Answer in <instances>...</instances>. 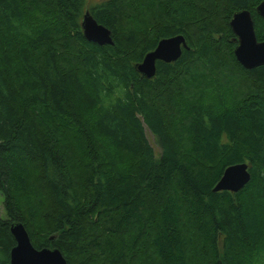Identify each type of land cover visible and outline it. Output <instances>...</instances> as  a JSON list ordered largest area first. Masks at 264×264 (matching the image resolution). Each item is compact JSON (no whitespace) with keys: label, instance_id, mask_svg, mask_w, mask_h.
<instances>
[{"label":"trees","instance_id":"1","mask_svg":"<svg viewBox=\"0 0 264 264\" xmlns=\"http://www.w3.org/2000/svg\"><path fill=\"white\" fill-rule=\"evenodd\" d=\"M260 2L0 0V264L15 223L67 264H264V65L236 61L228 25L248 11L264 41ZM177 35L188 50L142 77ZM239 163L249 182L213 192Z\"/></svg>","mask_w":264,"mask_h":264},{"label":"water","instance_id":"2","mask_svg":"<svg viewBox=\"0 0 264 264\" xmlns=\"http://www.w3.org/2000/svg\"><path fill=\"white\" fill-rule=\"evenodd\" d=\"M256 14L264 21V0L256 7ZM81 30L88 42L99 46L112 45L111 31L98 24L88 10H85L81 18ZM229 28L234 34L236 45L233 50L236 61L246 70H252L264 65V41L256 39L254 21L248 11H238L232 15ZM188 50L186 40L177 35L161 39L156 47L148 52L141 63L137 65L139 74L151 79L156 74L155 64L176 62L182 53ZM250 180L248 165L239 163L227 167L213 188V192L229 191L236 193L241 190ZM15 246L9 254V264H67L57 249H35L29 236L20 223L10 226Z\"/></svg>","mask_w":264,"mask_h":264},{"label":"rangeland","instance_id":"3","mask_svg":"<svg viewBox=\"0 0 264 264\" xmlns=\"http://www.w3.org/2000/svg\"><path fill=\"white\" fill-rule=\"evenodd\" d=\"M101 1H104V0H85V8L88 9L89 7H92ZM146 136L151 146L153 147L155 153H158V146L155 143V140L152 137V135L148 131H146ZM5 218H6V215L3 210V206H2V196L0 195V219H5Z\"/></svg>","mask_w":264,"mask_h":264}]
</instances>
